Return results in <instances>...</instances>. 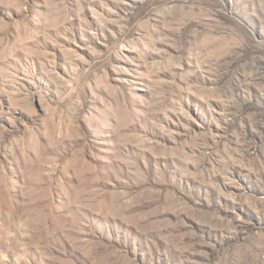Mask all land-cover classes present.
<instances>
[{
    "label": "rangeland",
    "instance_id": "374dc122",
    "mask_svg": "<svg viewBox=\"0 0 264 264\" xmlns=\"http://www.w3.org/2000/svg\"><path fill=\"white\" fill-rule=\"evenodd\" d=\"M0 264H264V0H0Z\"/></svg>",
    "mask_w": 264,
    "mask_h": 264
}]
</instances>
